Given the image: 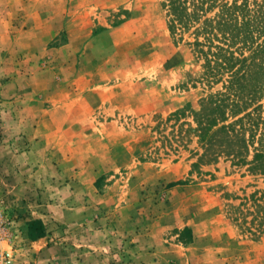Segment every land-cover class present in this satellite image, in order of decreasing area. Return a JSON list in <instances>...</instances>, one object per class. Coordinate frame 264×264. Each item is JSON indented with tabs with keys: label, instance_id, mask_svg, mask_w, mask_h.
Segmentation results:
<instances>
[{
	"label": "rangeland",
	"instance_id": "374dc122",
	"mask_svg": "<svg viewBox=\"0 0 264 264\" xmlns=\"http://www.w3.org/2000/svg\"><path fill=\"white\" fill-rule=\"evenodd\" d=\"M235 2L264 44V0L214 1ZM168 5L0 0V207L20 264H264V173L252 147L241 163L201 144L194 111L229 80L206 81Z\"/></svg>",
	"mask_w": 264,
	"mask_h": 264
},
{
	"label": "trees",
	"instance_id": "16d2710c",
	"mask_svg": "<svg viewBox=\"0 0 264 264\" xmlns=\"http://www.w3.org/2000/svg\"><path fill=\"white\" fill-rule=\"evenodd\" d=\"M214 1L169 0L168 5L169 27L173 34L194 28L193 46L195 54L205 62L206 81L217 83L224 80L225 75L229 80V84H225L226 91H218L201 100L200 109L194 111L198 123L196 131L207 153L218 156L227 153L237 162L247 163L245 154L252 147L251 171L264 173V105L250 109L263 98L264 90L258 86L254 90L247 87L249 78L255 73V55L262 49L264 52V44H257L255 38L256 30L260 32L259 27L253 25L257 19L248 13L244 3L217 5ZM216 5L218 12L202 20ZM246 51L254 54L246 56ZM26 226L29 240L46 236L47 229L41 221H30Z\"/></svg>",
	"mask_w": 264,
	"mask_h": 264
},
{
	"label": "built area",
	"instance_id": "2783aa9c",
	"mask_svg": "<svg viewBox=\"0 0 264 264\" xmlns=\"http://www.w3.org/2000/svg\"><path fill=\"white\" fill-rule=\"evenodd\" d=\"M20 224L0 207V264H20L16 248V240L22 235Z\"/></svg>",
	"mask_w": 264,
	"mask_h": 264
}]
</instances>
